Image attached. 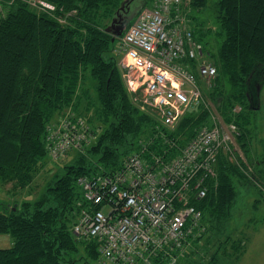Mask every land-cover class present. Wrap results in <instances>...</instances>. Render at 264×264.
<instances>
[{
	"label": "trees",
	"instance_id": "trees-1",
	"mask_svg": "<svg viewBox=\"0 0 264 264\" xmlns=\"http://www.w3.org/2000/svg\"><path fill=\"white\" fill-rule=\"evenodd\" d=\"M34 1L0 0V182L16 188L33 181L47 156L51 158L48 128L69 113L84 119L95 137L78 149L86 151L64 165L40 200H0V234L13 238L10 247L0 248V264H100L97 239L74 232L82 211L92 207L79 177L120 172L128 156L143 149L149 161L171 160L181 154L197 129L213 126L217 115L237 125L236 142L243 157L251 151L253 127L244 112L260 108L264 87V0H217L214 42L205 39L212 34L204 28L205 20L194 23L209 0H190L184 10L187 23L203 44L206 58L216 66L217 76L202 87L209 106L200 101L195 110L189 112L190 107L176 127L163 125L155 113L132 100L118 65L121 36L113 42V34L107 31L119 9L129 16L149 5L143 6V0ZM218 42L214 51L213 43ZM183 63L197 73L195 60ZM87 74L96 81L101 103L103 124L95 126L74 110L86 106L81 97ZM237 157L239 162L220 153L215 175L204 181V197L198 198L197 189H191L190 204L203 214L201 227L182 249L166 247L151 256L150 264H168L172 259L174 264L184 260L226 264L221 253L228 252L231 237L224 230L239 193L237 184L258 185L264 160L258 155L253 169L245 163L246 157L238 152ZM207 236L214 241L207 238L200 247ZM245 245L240 241L235 248Z\"/></svg>",
	"mask_w": 264,
	"mask_h": 264
},
{
	"label": "built area",
	"instance_id": "built-area-1",
	"mask_svg": "<svg viewBox=\"0 0 264 264\" xmlns=\"http://www.w3.org/2000/svg\"><path fill=\"white\" fill-rule=\"evenodd\" d=\"M189 2L153 0L120 37L117 49L132 100L154 111L169 127H176L200 101L209 106L202 87L211 85L217 76L216 66L206 58L203 44L187 23L184 10ZM192 59L197 73L183 63ZM213 119V126L197 129L181 154L171 160L156 157L149 161L143 149L130 154L120 172L78 178L92 207L82 211L74 232L97 239L100 264H150L151 256L166 247L182 249L184 241L201 227L203 214L190 204L191 189H197L198 198L207 194L204 181L215 175L220 153L237 160L238 152L244 159L236 142L237 125L219 115ZM89 129L84 119L71 113L49 127L51 158L64 159L72 148L89 144L95 137Z\"/></svg>",
	"mask_w": 264,
	"mask_h": 264
},
{
	"label": "rangeland",
	"instance_id": "rangeland-1",
	"mask_svg": "<svg viewBox=\"0 0 264 264\" xmlns=\"http://www.w3.org/2000/svg\"><path fill=\"white\" fill-rule=\"evenodd\" d=\"M143 1V6L151 5L150 0ZM216 2L217 0H209L205 11L197 12V21L194 20V23L205 20L203 23L204 28H209L212 32V34L207 35L205 38L209 41H213L216 37L214 35L215 28H218ZM197 25L198 23L195 27ZM219 44L220 42L218 44L213 43L212 48L214 51H216ZM82 91L81 99L86 106H83L80 110L76 108L74 110L78 114L80 111V114L93 126L103 124L99 117L101 103L96 88V81L91 75H86ZM260 100L259 109L244 112L245 116L250 119V126L253 127L249 138L251 151L248 154H244V157L247 159L245 163L248 166L252 165V167L258 155L264 159V87L260 92ZM191 110L193 111L195 109L192 107L189 112ZM86 150L73 149L65 160L52 159L47 156L44 168L35 176L33 181L24 187L18 186L14 188L13 183L5 184L1 181L0 200L7 202H35L40 200L50 184L63 172L64 165L72 163L79 151ZM86 153L89 154L90 152L88 151ZM260 168H262L261 176L257 173L258 178L255 177L259 181L256 180L258 185H249L244 182L237 184L239 193L232 207V215L229 223H227L226 229L224 230V234L231 237L228 244V252L221 253V260L226 264H264V192L260 189V187L264 189V160ZM253 169L255 168L253 167ZM104 211H107V209H104ZM207 238L210 239V242L214 241V237L207 236L205 240L199 242L200 247L204 245L203 242H206ZM240 241L243 244L245 242L246 245L242 246L239 250L235 248V245L240 244ZM12 243L13 238L11 235L5 233L0 234V248H8ZM216 246L214 244L211 250H215ZM182 264H186L185 260Z\"/></svg>",
	"mask_w": 264,
	"mask_h": 264
},
{
	"label": "water",
	"instance_id": "water-1",
	"mask_svg": "<svg viewBox=\"0 0 264 264\" xmlns=\"http://www.w3.org/2000/svg\"><path fill=\"white\" fill-rule=\"evenodd\" d=\"M123 8V7H122ZM140 12V11H139ZM139 12H133L131 15L120 14V9L117 11V15L113 18L111 24L107 27V31L113 34L112 41L114 42L117 37L123 35L124 31L128 27L130 21L137 17ZM17 207L14 206V210Z\"/></svg>",
	"mask_w": 264,
	"mask_h": 264
},
{
	"label": "bare ground",
	"instance_id": "bare-ground-1",
	"mask_svg": "<svg viewBox=\"0 0 264 264\" xmlns=\"http://www.w3.org/2000/svg\"><path fill=\"white\" fill-rule=\"evenodd\" d=\"M243 136V135H242ZM236 162V161H235Z\"/></svg>",
	"mask_w": 264,
	"mask_h": 264
}]
</instances>
